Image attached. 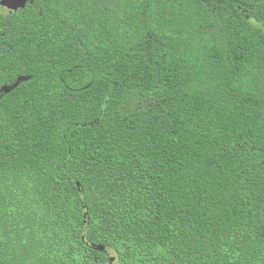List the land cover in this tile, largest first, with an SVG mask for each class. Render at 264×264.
Masks as SVG:
<instances>
[{"label": "trees", "instance_id": "16d2710c", "mask_svg": "<svg viewBox=\"0 0 264 264\" xmlns=\"http://www.w3.org/2000/svg\"><path fill=\"white\" fill-rule=\"evenodd\" d=\"M3 87L0 264H264V0H28Z\"/></svg>", "mask_w": 264, "mask_h": 264}, {"label": "water", "instance_id": "95a60500", "mask_svg": "<svg viewBox=\"0 0 264 264\" xmlns=\"http://www.w3.org/2000/svg\"><path fill=\"white\" fill-rule=\"evenodd\" d=\"M28 0H0V7L6 9L8 12H15L18 9L25 8ZM25 80V78H19L14 87H16L21 81ZM11 91L9 87H3L0 89L1 94H7Z\"/></svg>", "mask_w": 264, "mask_h": 264}, {"label": "rangeland", "instance_id": "374dc122", "mask_svg": "<svg viewBox=\"0 0 264 264\" xmlns=\"http://www.w3.org/2000/svg\"><path fill=\"white\" fill-rule=\"evenodd\" d=\"M6 11H7L6 9L0 7V12H6ZM101 249H102V251H104L107 254V256L109 258V261H108L107 264H117L115 255H114V253L112 251H109V250H107L105 248H101Z\"/></svg>", "mask_w": 264, "mask_h": 264}]
</instances>
